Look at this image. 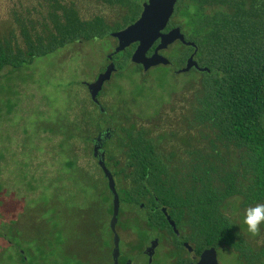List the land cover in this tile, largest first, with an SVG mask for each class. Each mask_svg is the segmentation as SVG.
Returning <instances> with one entry per match:
<instances>
[{
    "label": "rangeland",
    "instance_id": "374dc122",
    "mask_svg": "<svg viewBox=\"0 0 264 264\" xmlns=\"http://www.w3.org/2000/svg\"><path fill=\"white\" fill-rule=\"evenodd\" d=\"M62 1L75 3L85 20L101 16L112 24L123 14L120 8L93 0ZM39 5L40 0H0V34H19L12 9L24 15L29 11L35 20L44 13ZM115 44L111 36L75 42L18 70H1L0 228L6 234L0 237V253L6 250L7 256L16 258L2 259L3 264L22 263L17 252L38 255V264H112L115 235L121 264H174L178 253L191 257L173 250L165 233L146 227L144 208L123 202L119 190L126 184L119 178H114L120 207L112 232L113 195L99 163L104 151L105 167L111 173L115 170L107 148L117 159L121 154L115 148L116 136L110 140L113 135L107 131L119 132L121 127L146 128L163 152L182 155L188 145L205 147L211 133L191 124L200 73L177 75L160 67L143 73L135 71L130 60L104 84L96 106L86 86L104 71ZM169 50L166 54L172 56L182 48ZM228 156L229 163L235 162L234 152ZM247 208L231 198L224 213L237 221L252 246H262L264 226L256 236L244 231ZM217 261L237 264L226 248L217 251Z\"/></svg>",
    "mask_w": 264,
    "mask_h": 264
},
{
    "label": "trees",
    "instance_id": "16d2710c",
    "mask_svg": "<svg viewBox=\"0 0 264 264\" xmlns=\"http://www.w3.org/2000/svg\"><path fill=\"white\" fill-rule=\"evenodd\" d=\"M93 1L117 6L123 10L121 18L112 24L101 16L85 20L75 3L62 0H40L41 19L12 9L19 34H0V73L4 67L18 70L71 43L109 37L132 24L142 9V0ZM174 15L184 18L187 40L197 46L195 60L209 70L199 74L191 124L209 131L210 139L205 147L188 145L178 155L163 152L146 128H118L110 140L116 136L121 158L105 151L115 169L112 173L126 184L119 190L123 202L145 208L146 227L166 232L178 252L185 241L197 256L209 248H226L237 264H264V245L252 246L237 221L224 213L231 198L240 199L244 208L264 204V0H178ZM189 51L182 48L170 56L174 68L168 70L182 68ZM130 56L131 51L114 56L116 70L123 71ZM135 71L142 69L136 66ZM231 151L236 155L233 163ZM5 234L0 228V237ZM6 252L0 253V264L2 259H16ZM16 254L20 264H28L30 258L29 264H38L40 258ZM175 256L174 264L189 263L180 253Z\"/></svg>",
    "mask_w": 264,
    "mask_h": 264
},
{
    "label": "water",
    "instance_id": "95a60500",
    "mask_svg": "<svg viewBox=\"0 0 264 264\" xmlns=\"http://www.w3.org/2000/svg\"><path fill=\"white\" fill-rule=\"evenodd\" d=\"M178 0H148L143 5V11L139 19L133 24L127 26L125 29L114 32L111 34L112 37L118 40V47L114 50L113 54L107 57V60L111 62L113 55H117L133 44H138L137 49L131 57V63L142 66L144 73H147L149 69L157 66H168L170 65L169 59L160 54L161 51L166 50L170 45L176 41H180L183 45L196 49V45L192 42H187L185 36L182 34L180 28H174L168 33H163L168 23L170 22ZM159 41V45L155 49L154 54L151 57H147V53L153 47V45ZM196 53L192 54L185 67L174 72L175 74H186L192 69H195L199 73L209 72L207 68H201L194 60ZM116 72V67L113 62L109 64L105 71L99 74L96 80L87 85V89L90 95V99L94 105L99 106L98 95L102 91L104 84L108 82L113 73ZM100 110L102 108L100 107ZM108 133H112V130H108ZM108 140V137H107ZM106 140V141H107ZM95 156L98 154L99 147L95 148ZM104 151L101 156L100 165L102 166L103 173L107 178L109 189L113 195V210L110 228L114 233L115 227L118 221L120 199L116 190V183L112 173L105 167L104 163ZM168 224L173 229L176 235H179L175 222L170 218L166 209H162ZM184 247L189 252L192 251V247L188 243L184 244ZM118 255V238L115 235V258ZM130 264V263H127ZM191 264H218L217 261V250L215 248H209L200 254L199 260L196 263Z\"/></svg>",
    "mask_w": 264,
    "mask_h": 264
},
{
    "label": "flooded vegetation",
    "instance_id": "af4514ba",
    "mask_svg": "<svg viewBox=\"0 0 264 264\" xmlns=\"http://www.w3.org/2000/svg\"><path fill=\"white\" fill-rule=\"evenodd\" d=\"M146 2H148V0H142V2H141V6H142V9H141V12H140V15H141V13H142V11H143V5L146 3ZM178 2V1H177ZM177 5V4H176ZM116 8H118L117 6H115ZM176 8V7H175ZM140 15H139V17H140ZM139 17L134 21V22H136L138 19H139ZM94 18V17H93ZM175 18H179L178 16H175L174 14H173V16H172V18H171V20H170V22L168 23V25H167V27H166V29L164 30V32L163 33H168L169 31H171L172 29H174V28H180V30H181V32H182V34L185 36V40L187 41V42H191V41H188L187 40V35L185 34V29L183 30L182 29V26L184 25V22L183 23H180L179 21H174V19ZM181 19H184V18H181ZM185 21V20H184ZM133 22V23H134ZM132 23V24H133ZM131 25V24H130ZM129 26V25H128ZM127 27V26H126ZM125 27V28H126ZM125 28H123V29H125ZM123 29H121V30H123ZM121 30H118V31H116V32H119V31H121ZM112 34V33H111ZM111 34H110V36H111ZM112 37V36H111ZM112 38H114V37H112ZM114 40L116 41V46H115V48H114V50L118 47V40L116 39V38H114ZM193 43V42H192ZM159 45V41H157L154 45H153V47L149 50V52L147 53V57H151L153 54H154V52H155V49L157 48V46ZM177 46L179 47V48H190V51H189V53H188V57H187V59L185 60V63H184V66L183 67H185V65H186V62H187V60H188V58L192 55V54H194V53H196L197 52V46H196V49L195 48H192V47H188V46H185V45H183L180 41H176L174 44H172V45H170L166 50H164V51H161L160 52V54H162L164 57H166L167 59H170V56L168 55L167 56V54H166V52L169 50V49H173V48H177ZM137 47H138V44H133V45H131L129 48H127L126 50H124L123 52H121V53H119V54H117V55H120V54H122V53H125L126 51H131V56H130V60H131V57H132V55H133V53L135 52V50L137 49ZM114 50H113V52L111 53V54H113L114 53ZM170 51V50H169ZM110 55V54H109ZM108 55V56H109ZM107 56V57H108ZM114 56H116V55H113V57ZM112 57V60H111V62H113L114 63V65H115V67H116V62L114 61V58ZM194 60H195V58H194ZM170 61V60H169ZM196 61V60H195ZM110 61H108L107 60V64H106V67H105V69H104V71L106 70V68L109 66V64L111 63ZM131 62V61H130ZM197 62V61H196ZM197 64H198V62H197ZM135 65V64H134ZM135 66H138V67H140L141 69H142V66H139V65H135ZM166 68V69H172V68H174L172 65H171V62H170V65H168V66H162V65H160V66H157V67H153V68ZM182 67V68H183ZM153 68H151V69H153ZM151 69H149L148 70V72L151 70ZM181 69V68H180ZM179 70V69H178ZM118 71V70H117ZM177 70H174L173 72H176ZM192 71H195V72H198V71H196L195 69H192L190 72H192ZM142 72H143V70H142ZM147 72V73H148ZM190 72H188V73H190ZM144 73V72H143ZM187 73V74H188ZM199 73V72H198ZM86 89H87V86H86ZM88 90V89H87ZM89 93V92H88ZM108 129V128H107ZM110 141V140H109ZM108 141V142H109ZM1 191V190H0ZM156 202L158 203V200L156 199ZM166 209L164 206H160L159 207V210L162 212V209ZM145 209V208H144ZM118 222V221H117ZM173 230V229H172ZM174 232V231H173ZM162 236H163V234L162 233H165L164 234V236H165V238L167 239V240H169V243L173 246V241L170 239V237H169V235L168 234H166V232H159ZM158 233V234H159ZM178 238H181V235L179 234V235H176ZM165 239V240H166ZM185 243H187V242H182V244H183V251L184 252H187L189 255H191V257H189V258H185L184 260H188L189 261V263H187V264H191V263H196L198 260H199V257H200V255L199 256H197L196 254H195V250L193 249V247H192V251L191 252H189L188 251V249L187 248H185L184 247V244ZM190 246V245H189ZM173 250H176L175 248H174V246H173V248H172ZM173 250H170V251H173ZM114 251H115V247L111 250V254H112V256H111V259H112V264H121V256L119 255V253H118V255H117V257L115 258V256H114ZM119 251V250H118ZM145 252V251H144ZM122 264H127L126 262H123Z\"/></svg>",
    "mask_w": 264,
    "mask_h": 264
},
{
    "label": "clouds",
    "instance_id": "9594fccd",
    "mask_svg": "<svg viewBox=\"0 0 264 264\" xmlns=\"http://www.w3.org/2000/svg\"><path fill=\"white\" fill-rule=\"evenodd\" d=\"M242 224L247 234L256 236L261 226H264V204H256L247 208L244 212Z\"/></svg>",
    "mask_w": 264,
    "mask_h": 264
}]
</instances>
